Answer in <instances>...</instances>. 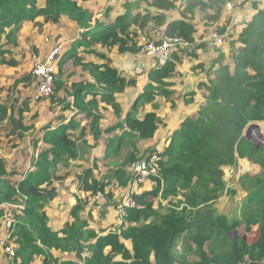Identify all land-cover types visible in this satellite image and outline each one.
<instances>
[{"label": "trees", "instance_id": "obj_1", "mask_svg": "<svg viewBox=\"0 0 264 264\" xmlns=\"http://www.w3.org/2000/svg\"><path fill=\"white\" fill-rule=\"evenodd\" d=\"M178 2L136 0V6L132 5L136 11L129 5L130 10L114 21L97 20L92 24L93 16L78 0H42V3L0 0V63L3 65L19 64L10 54L12 46L18 45V34L25 22L34 24L42 18L46 23L59 24L66 15L84 30L81 38L73 40L70 48L61 54L52 95L55 105L74 114L69 121L65 118L43 129V135L34 143L33 168L24 171L21 178L15 179L18 172L9 171L0 159V218L13 216L10 231L11 242L17 248L16 264H34L36 257L45 258L42 264H264V146L258 147L245 137L251 123L264 122V9L258 10L245 25L239 39L243 49L234 56V68L218 62V69L208 75L207 82L200 84L206 91V102L174 132L163 152H150L163 159L162 180L158 186L152 185L150 191L133 194L137 205L126 210L119 229L100 236L89 223L78 220L84 208L79 203L72 211L76 221L55 231L45 211L46 205L58 195L56 183L69 176L66 171L79 157V142L87 143V137L91 136L96 144L104 141L108 151L117 154L132 138L155 137L162 125L157 113H148L141 119L134 111L143 101H154L156 94L166 99L175 94L170 79L176 73L183 51L175 52L164 67L154 66L149 71V82L133 100V109L124 112L120 100L137 87L138 80L121 76L112 60L98 49L118 48L121 54L139 55L140 33H146L152 25L166 27L165 37H179L192 45L197 32L192 22L195 15L201 13L206 21L218 22L226 0H182L181 7ZM144 5L146 8L141 11ZM254 7L258 9L256 4ZM176 9L182 19L169 24L167 12ZM111 11V8L105 11L106 17ZM225 30L216 31L223 34ZM85 50L102 58L104 63H83L79 52ZM190 55L196 57L192 52ZM68 60L89 71L93 80L74 85L70 95L64 79ZM19 102L17 99L11 105L0 102V124L13 125V134L22 138L29 130L24 121L31 108L30 99L25 97ZM109 108L119 121L105 127L104 111ZM157 110L159 106L155 105ZM79 117L85 126H81ZM238 159L259 166L261 174L252 178L255 190L242 206L240 219L230 224L226 217L215 213L214 205L226 190V169ZM137 160L138 152H131L125 164ZM61 169L66 173L64 177L59 175ZM89 175L83 179L84 188L105 192L104 183L95 180L88 184ZM118 179L123 187L129 185L125 171ZM163 203L165 213L159 211ZM12 204L18 207L13 208ZM242 226L246 233L259 228L254 243L249 244L244 237L236 241L230 237ZM184 234L197 237L199 259L189 260L176 251ZM225 241L229 248L224 251L210 246ZM86 250L88 256L81 257ZM70 256L75 258L71 260Z\"/></svg>", "mask_w": 264, "mask_h": 264}, {"label": "rangeland", "instance_id": "obj_2", "mask_svg": "<svg viewBox=\"0 0 264 264\" xmlns=\"http://www.w3.org/2000/svg\"><path fill=\"white\" fill-rule=\"evenodd\" d=\"M178 1L179 4L182 2V0ZM40 2L42 3V0H40ZM78 2L83 9L87 10L88 13L93 16L92 24H95L97 20L102 22L112 20L118 11L121 10L125 13H119L120 16L126 14V12L130 10L128 9L129 5H131V10L133 12L136 11L134 7L136 6V0H78ZM258 3L260 4L261 1ZM254 4L255 3L253 2L252 6ZM243 5V0H226L223 14L217 22L221 25L220 28H223L224 26L228 27L231 18L237 16V13L240 12ZM108 8L113 9L110 18L105 15V11ZM144 8H146L145 5L140 8L141 11L145 10ZM151 11L155 13L160 12L156 9H151ZM103 12L104 16L101 18L98 14ZM167 19L168 23L172 24L179 22L182 18L179 10L176 9L167 12ZM192 22L198 27L205 26L206 24V26L209 27L208 32L206 33L208 36L217 32L215 30L217 23L206 21L205 15L201 13H197ZM162 29L166 30V27L150 26L146 33H140L141 35L137 40V45L143 50L147 45L156 42V40L162 37ZM81 30L82 29H80L78 24L66 15L62 16L59 24H53L51 22L46 23L42 18L37 19L34 24L25 22L18 34V45L12 46L10 54V56H12L11 58L19 64L17 67H11L0 63V102L11 105L15 104V99L20 101L19 103H21V99L25 97L28 100L30 99L31 110L26 114V119L24 121L29 130L25 132L24 137L21 138L17 134H13L14 127L8 122L0 124V159L4 161L9 171L18 172L15 179L21 178V174L28 168H33V156L35 154L34 143L35 140L43 135V129L48 125L58 124L65 118L69 121L70 117L74 114V111H63L62 107L55 105L52 102L54 95L43 100H34V98H32V94H34V89L36 87V80L32 74V59L37 55V57L39 56L44 60L48 52L58 45L62 46L63 54L68 48H70L73 40L75 41L81 38V34L84 33V30ZM236 32L237 29H234L233 31L231 30L228 38L229 41L233 42L232 45L238 43V40L235 37ZM203 34L204 33L201 34V37ZM206 34L203 36L204 39ZM202 42L203 41L199 38L196 43L201 44ZM201 46L199 45V48H201ZM98 50L99 53H103L107 58L112 60V65L118 69L121 76L125 78L133 77L138 80L137 87L130 89L120 100L125 108L124 112H129V110L133 109L135 104L131 98L148 84V73L156 65L155 61L153 58H149L142 54V50L139 55L132 53L121 54L118 51V48L111 49L100 47ZM193 50L195 49H191V51L185 50L179 55L181 61L180 63L177 62L176 73L173 78L170 79L173 84L171 89L175 91V94L169 99L156 94L154 96V101H143L134 111V113L141 119H143L148 113L156 112L162 120V125L153 139H143L139 136L132 138L127 141V144H125L117 154L108 151L104 141H101L100 144H96L91 136L87 137V143H78V159L72 161L69 170L66 171L69 176L65 180L56 183L57 197L46 205L45 211L50 219V226L58 230L61 226L64 228V226L66 227L68 224L75 222L76 218L72 211L79 203L84 205L83 210L78 214V220L81 222H87L90 225L97 226L96 224H102L101 220H103V225L108 221V224H111V214L115 211L118 219L122 223V219L118 214V206L129 199L131 191H126V188L121 185L118 176L121 172L125 171L129 178V184H131L133 177L132 165L134 163L131 165L125 164L128 155L131 152H138L137 161H142L144 159L143 157H147L151 151L154 149H160L163 143L167 144L169 142L166 138L169 135V125L176 120L177 106H185L183 100H181L182 97L185 96L186 102L192 103L190 101H193L194 96L197 95V91L194 88L199 89L200 92L204 90L200 87V84H196V78H202L201 73L204 71L198 62L200 61V63L205 66V70L207 67L211 70V68L216 67L218 61L224 57H219L213 54L211 50L205 51L204 49L201 50L202 54L200 49H198V55L194 57L190 55ZM225 50H229V47ZM86 51L87 50L79 52L82 58H84L82 60L83 63L93 62L94 64L99 65L104 63L102 58L95 55H89ZM236 51L237 50L235 49L233 55H229L227 52L222 61H225L226 59L229 62H233ZM10 56L6 55L7 60H10ZM64 75L66 86L68 88V95L72 93L74 85L93 82L90 72L82 66H76L74 60H68L66 62L64 65ZM24 78L27 80L21 81V79ZM177 92H180L181 95L177 96ZM62 96L64 95L62 94ZM136 98L137 97L134 99ZM69 99H72V97H69ZM155 105L159 106V110L155 111ZM79 121L82 127L85 126V123L82 124L83 121H81L80 117ZM118 121L119 120L114 115V110L112 108L104 111L103 125L105 127L115 124ZM262 133L264 134V132ZM114 134L116 135V133ZM256 138H258L257 134ZM228 168L235 171L233 177L236 176L238 179V189L228 186L232 180L230 179L229 182L227 181V179H229L227 178ZM228 168L225 171L226 173L224 177L226 190L222 194L221 200L214 205V211L215 213L226 217L230 224H232L235 220L240 219L242 206L255 190V184L252 182V178L259 176L260 174L257 165L254 164L253 166L246 167L245 162L239 161V159ZM66 173L61 169L59 175L64 177ZM88 174H90L87 179L88 184L92 185L95 180L104 183L107 186L105 192L101 190L87 191L84 188L85 185L83 179L84 177H87ZM141 189L142 191L140 193L147 191V187H137L134 194ZM98 192H101L104 196L100 201L101 205L103 203V208L100 213H95L88 209L87 204L93 194ZM163 205V208H160L157 205L156 208H160L159 211L165 213L166 210L164 207H166V204L163 203ZM10 206L13 208L18 207V205L14 204ZM13 220L12 215L7 216V218H0V235L5 233L6 223L8 221L13 223ZM114 224L116 225L111 224L112 226H109L106 230H112L114 227H117L118 222H115ZM93 228L97 230V227ZM237 231L239 232L237 236H230L234 241L246 236L247 241L251 244L256 241L259 228L254 227L251 232L246 233L244 226H242ZM197 240L196 236L184 234L179 239L176 251L180 256H184L189 260L199 259ZM83 245L86 246L87 243H84ZM210 246H212V248L223 249V251L229 248L227 241L218 246L211 243ZM86 255L87 250L82 253L81 257H85ZM44 259V257H36L34 264H42ZM15 262H17L16 259H11L5 250H0V264H16Z\"/></svg>", "mask_w": 264, "mask_h": 264}, {"label": "built area", "instance_id": "obj_3", "mask_svg": "<svg viewBox=\"0 0 264 264\" xmlns=\"http://www.w3.org/2000/svg\"><path fill=\"white\" fill-rule=\"evenodd\" d=\"M235 24L241 23L237 18L233 19ZM165 30L162 29V37L147 45L143 50L142 54L149 58H153L155 61V67L162 68L168 61L171 60L172 55L182 50H188L191 45L184 39L179 37H165ZM212 44L216 47L222 48L226 44L225 35L215 33L212 35ZM62 54V46L58 45L52 48L47 54L46 58L43 60L41 57L34 56L32 59V74L36 80L35 87V100H42L51 97L54 94V87L56 82L57 74V64L59 63V58ZM163 159L159 154H151L148 156V161L146 168L142 169L140 167L142 161H137L132 165L133 177L131 185V195L129 199L123 204L118 206V214L124 220L126 210L129 208H135L137 205L136 200L133 198L134 191L137 187H144L148 184H152L156 187L159 180L162 178V168L161 163ZM229 178L234 175V170L228 169ZM104 198L101 192L93 194V196L88 200L87 207L93 212H101L103 208L100 201ZM12 222L8 221L6 223V231L4 234L0 235V250H5V252L11 257V259H16L17 250L16 247L11 242V231ZM88 256V253L87 255ZM85 256V257H86ZM84 257V258H85Z\"/></svg>", "mask_w": 264, "mask_h": 264}, {"label": "crops", "instance_id": "obj_4", "mask_svg": "<svg viewBox=\"0 0 264 264\" xmlns=\"http://www.w3.org/2000/svg\"><path fill=\"white\" fill-rule=\"evenodd\" d=\"M259 1H261V3L259 4L258 2ZM255 3L256 5H257V8L258 9H256L255 7H254V5L252 6V3ZM243 6H242V8L240 9V12H238L237 13V16L236 17H232L231 18V20H230V24H231V27H230V24H229V26L228 27H226V26H224L223 28H225L226 30H225V32L223 33V35H225V39H226V44L222 47V48H219V47H216V46H214L213 44H212V42H213V40H212V35H210V36H208L206 33L208 32V28L209 27H207L206 26V24H205V26L207 27H205V26H196L195 25V23L193 22V24L196 26V29H197V32H196V34H195V36H194V38H195V43L193 44V45H191V47L188 49V50H190L191 51V49H195V50H193L192 51V53L193 54H196V56L198 55V49H200V51L202 50V49H204L205 51H208V50H211V52L213 53V54H215V55H217V56H219V57H221V56H224V57H222V59L221 60H219L218 62H220L221 61V63H224V64H228L232 69L234 68V61L233 62H229L228 60H226L225 59V61H222L224 58H225V54L228 52L229 53V55L231 54V55H233V52H234V50L236 49L237 51H236V53L235 54H238V53H240L241 51H242V49H243V45L240 43V36H241V34H242V32H243V29H244V27H245V25L247 24V23H249L250 21H252V19H253V17L255 16V14L258 12V10H263L264 9V0H258V1H255V0H243ZM177 5H183V3L181 2L180 4L179 3H177ZM180 6V7H181ZM179 7V8H180ZM122 9H123V7H122ZM113 10V9H112ZM179 10V9H178ZM119 13H125L124 11H118V13L114 16V18L112 19V20H106L105 22H103V23H110V22H112V21H114L118 16H120V14ZM179 13H180V11H179ZM98 15H100V17L102 18L103 16H104V12L103 13H100V14H98ZM102 15V16H101ZM110 16H111V13H110V15H108V18H110ZM234 18H237L238 20H239V22H241V23H237V24H235L234 22H233V19ZM102 22V21H101ZM213 23H217V22H213ZM220 24L219 23H217L216 24V27H215V30H221V29H223V28H220ZM233 27V28H232ZM200 29V30H199ZM236 30L237 29V32H236V34H235V37H236V39L238 40V43H235V45H232L233 44V42H231V41H229V36H230V33H231V30L233 31V30ZM199 30V31H198ZM202 33H204V34H206V37H205V39L203 38V36H204V34H203V36L201 37V34ZM213 33V32H212ZM201 39L203 42L201 43V44H197L196 42L198 41V39ZM234 41V40H233ZM199 45L201 46V45H204V48H199ZM229 47V50H225L226 48H228ZM234 47V48H233ZM198 48V49H197ZM182 51H185V50H182ZM201 54H202V51H201ZM199 63V65H200V67H202V70H204L201 74H202V78H200V77H197L196 78V84H201V83H204V82H207V79H208V75L209 74H212V72L214 71H216L217 69H218V67L220 66L219 64L216 66V67H213V68H211V70H209V67H207L206 68V70H205V66H203V64H201L200 63V61L198 62ZM196 91H197V95H195L194 96V100L193 101H190V102H192V103H188V102H186V100H185V96H183L182 97V99L181 100H183V103H184V105L185 106H182V105H180V106H177L178 107V109H177V115H176V120L173 122V123H171L170 125H169V135L167 136V138H166V140L168 139L169 141H170V138H171V136L174 134V132L175 131H177V130H179L180 129V127H181V124L187 119V118H189V117H192V116H194L198 111H199V109H200V107L206 102V91L205 90H202L201 92H200V90L199 89H197V88H194ZM143 90H144V87L142 88V90H140V91H138V93L137 94H135V95H133V97L131 98L132 99V101L134 100V98L135 97H137L141 92H143ZM34 95H35V91H34ZM178 95H181V93L180 92H177V96ZM33 98H34V96H33ZM35 100V99H34ZM181 100H179V101H181ZM189 101V100H188ZM178 102V101H177ZM182 107H183V109H182ZM182 109V110H181ZM252 124H257V125H259L260 126V128H261V131L262 132H264V122H256V123H251V125ZM165 140V141H166ZM169 143V142H168ZM168 143L167 144H165V143H163L162 145H161V148L160 149H154V151H157V152H159V153H161V152H163L164 150H165V148H166V146L168 145ZM152 152V151H151ZM239 161H242V162H245V164H246V167L247 166H253V163H251V162H249V161H247V160H245V159H239ZM254 167H256V166H254ZM257 167H259V166H257ZM248 170H250V169H248ZM258 172H259V174H261V168L259 167V170H258ZM227 178H229V176H227ZM230 179H232L231 181H230V184L228 185L229 187H234V189H238L239 188V186H238V179L236 178V176L235 177H232V178H229V179H227V181L229 182V180ZM131 185H132V183L131 184H129L128 185V187H126V191L128 192V190H129V187H131ZM145 188L147 187V191H150L153 187H152V185L151 184H148V185H146V186H144ZM143 187V188H144ZM142 191V189L139 191V192H137L138 194L140 193ZM220 200H221V198H220ZM219 200V201H220ZM218 201V202H219ZM217 202V203H218ZM216 203V204H217ZM95 213H97V212H95ZM100 213V212H99ZM241 214V213H240ZM111 224L112 225H116V224H114L115 222H118V224H117V227H114L112 230H117V229H119V227L121 226V221L118 219V216L116 215V213H115V211L111 214ZM101 222H102V224H96L97 226H94V225H92L91 224V227L93 226V227H97V232L99 233V235L100 236H102V234H106V232H108V231H111V230H106L109 226H112L111 224H108L109 223V221L108 222H106L104 225H103V223H104V221L103 220H101ZM107 224V225H106ZM52 227V226H51ZM65 227V226H64ZM92 227V228H93ZM55 231H59V230H61V229H63L62 228V226L60 227V229H55V228H53ZM95 229V228H94ZM258 235H259V233H258ZM59 257H63L62 255H60ZM71 260L72 259H74L75 257L74 256H70L69 257ZM76 261L75 262H79V260H77V259H75ZM197 260V259H196Z\"/></svg>", "mask_w": 264, "mask_h": 264}, {"label": "water", "instance_id": "obj_5", "mask_svg": "<svg viewBox=\"0 0 264 264\" xmlns=\"http://www.w3.org/2000/svg\"><path fill=\"white\" fill-rule=\"evenodd\" d=\"M258 136V138H256V135ZM245 137L251 141L253 144H255L256 146L260 147V146H263L264 145V134L261 132L259 126L257 124H252L250 125L246 132H245ZM147 160L148 159H145L142 161L140 167L142 169L146 168V165H147ZM238 231L232 233L231 235L232 236H237L238 235ZM245 240H247V237L245 236L244 237Z\"/></svg>", "mask_w": 264, "mask_h": 264}, {"label": "clouds", "instance_id": "obj_6", "mask_svg": "<svg viewBox=\"0 0 264 264\" xmlns=\"http://www.w3.org/2000/svg\"><path fill=\"white\" fill-rule=\"evenodd\" d=\"M250 125H251V124H250ZM250 125H249V126H250ZM249 126H248V127H249ZM246 130H247V129H246ZM255 135H256V134H255ZM263 146H264V145H263ZM151 154H152V153H149V155H151ZM149 155H147V157H145L143 160L148 159V156H149ZM143 160H142V161H143ZM147 161H148V160H147ZM132 180H133V179H132ZM161 180H162V178H161ZM131 183H132V181H131ZM150 184H151V183H150ZM158 184H159V182H158ZM158 184H157V186H158ZM151 185H152V184H151Z\"/></svg>", "mask_w": 264, "mask_h": 264}, {"label": "bare ground", "instance_id": "obj_7", "mask_svg": "<svg viewBox=\"0 0 264 264\" xmlns=\"http://www.w3.org/2000/svg\"><path fill=\"white\" fill-rule=\"evenodd\" d=\"M131 187H129V191H130Z\"/></svg>", "mask_w": 264, "mask_h": 264}]
</instances>
